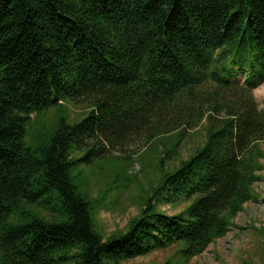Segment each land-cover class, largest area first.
Listing matches in <instances>:
<instances>
[{"label": "trees", "instance_id": "obj_1", "mask_svg": "<svg viewBox=\"0 0 264 264\" xmlns=\"http://www.w3.org/2000/svg\"><path fill=\"white\" fill-rule=\"evenodd\" d=\"M261 85L264 0H0V264H127L169 249L161 264H189L254 200ZM67 104L86 111L72 120ZM201 126V146L163 171ZM130 144L160 150V177L105 237L97 214L127 183L107 178L95 198L82 166Z\"/></svg>", "mask_w": 264, "mask_h": 264}, {"label": "rangeland", "instance_id": "obj_2", "mask_svg": "<svg viewBox=\"0 0 264 264\" xmlns=\"http://www.w3.org/2000/svg\"><path fill=\"white\" fill-rule=\"evenodd\" d=\"M255 100L264 111V85L254 91ZM72 120L86 111L83 104L66 105ZM45 121L50 123L56 109L49 111ZM42 129V128H41ZM35 127L28 130L27 140L33 137ZM204 140L201 126L188 133L177 154L164 164L163 171L172 170L181 161L186 160ZM262 158L259 160L262 170L258 173L260 180L253 186L254 200L246 203L243 210L233 221V225L222 239L208 246L203 254L193 258L189 264H263L264 263V143L259 144ZM111 159H96L92 164L82 166L88 177V184L95 197L104 190L107 178L118 176L119 182L127 183L124 189L112 192L105 200V211L97 214L98 231L105 237L123 230L128 221L138 215L142 203L151 193V188L160 177V160L162 154L154 145L130 144L119 147L111 154ZM125 180V181H124ZM96 198V197H95ZM159 211L173 215L181 208L158 206ZM173 255V249L156 252L127 264H161Z\"/></svg>", "mask_w": 264, "mask_h": 264}]
</instances>
